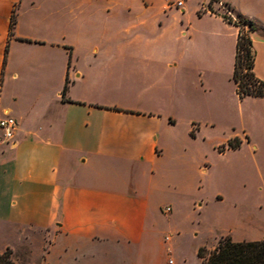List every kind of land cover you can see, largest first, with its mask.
<instances>
[{
    "label": "crops",
    "instance_id": "crops-1",
    "mask_svg": "<svg viewBox=\"0 0 264 264\" xmlns=\"http://www.w3.org/2000/svg\"><path fill=\"white\" fill-rule=\"evenodd\" d=\"M187 1L0 0V117L17 123L0 144V233L17 240L0 253L14 264L23 250L28 264H158V223L216 177L212 155L264 150V98L235 92L239 28L219 6L253 24L264 82V0H217L197 40ZM232 224L209 249L264 240L250 217Z\"/></svg>",
    "mask_w": 264,
    "mask_h": 264
},
{
    "label": "rangeland",
    "instance_id": "rangeland-1",
    "mask_svg": "<svg viewBox=\"0 0 264 264\" xmlns=\"http://www.w3.org/2000/svg\"><path fill=\"white\" fill-rule=\"evenodd\" d=\"M198 1L188 0L185 5L189 11L188 19L192 22L195 40L200 33L203 34L216 24L214 19L202 16L208 11V6L198 9ZM198 12L202 17L197 16ZM221 14L225 16L223 10ZM245 30H248V26ZM227 78L225 76L228 86ZM228 109L225 125L234 120L233 110ZM210 163L218 171L216 177L210 182H195L192 196L177 201L174 217H161L156 232L157 245L152 251L153 259L158 264H169L170 260L172 264H201L197 257L198 248L205 247L210 251L214 237L232 227L234 220L245 223L250 217L255 227L263 231L264 150L255 151L244 145L237 151L212 155ZM166 237H170V240L166 241ZM16 240L14 234L0 233V250L5 241L15 243ZM40 247V241H37L35 248ZM26 253L24 250L16 253L14 259L17 264H28L22 259ZM11 261L13 262L12 254ZM35 264L43 262L39 258Z\"/></svg>",
    "mask_w": 264,
    "mask_h": 264
},
{
    "label": "trees",
    "instance_id": "trees-1",
    "mask_svg": "<svg viewBox=\"0 0 264 264\" xmlns=\"http://www.w3.org/2000/svg\"><path fill=\"white\" fill-rule=\"evenodd\" d=\"M216 1L209 0L208 11L213 12L211 3ZM197 15L200 17V12ZM223 19L239 28L232 73V81L239 100L246 97L264 98V82L259 80L253 72L255 51L250 36L251 31L254 30L253 24L240 16L236 20L225 16ZM12 26L11 23V28ZM246 26L248 30H245ZM68 85L69 81L66 79L62 90L63 97ZM240 144L241 141L234 138L228 142V148L236 149ZM11 254L12 251L9 248L0 253V264H14L11 261ZM197 257L201 264H264V240L235 242L230 237H221L210 251H207L205 247H199Z\"/></svg>",
    "mask_w": 264,
    "mask_h": 264
},
{
    "label": "built area",
    "instance_id": "built-area-1",
    "mask_svg": "<svg viewBox=\"0 0 264 264\" xmlns=\"http://www.w3.org/2000/svg\"><path fill=\"white\" fill-rule=\"evenodd\" d=\"M165 3L168 8L182 10L184 7L185 1L184 0H165ZM219 6L220 8H222L223 14L232 19L230 10L221 3H219ZM16 126H17L16 120L12 116L8 115L7 113H5L2 117H0V144L9 143L13 140ZM169 264H172L171 260L169 261Z\"/></svg>",
    "mask_w": 264,
    "mask_h": 264
}]
</instances>
